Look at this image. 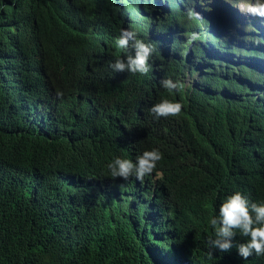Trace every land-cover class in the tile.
Here are the masks:
<instances>
[{"label":"trees","instance_id":"1","mask_svg":"<svg viewBox=\"0 0 264 264\" xmlns=\"http://www.w3.org/2000/svg\"><path fill=\"white\" fill-rule=\"evenodd\" d=\"M121 1L0 0V264H264L209 248L228 195L264 202V53L242 63L230 36L215 43L207 18H188L195 0ZM163 15L188 46L171 41L177 56L152 55L146 75L114 72L131 51L121 29L144 40L134 17ZM163 99L181 113L154 117ZM153 148L163 157L143 181L111 177L116 157Z\"/></svg>","mask_w":264,"mask_h":264},{"label":"clouds","instance_id":"2","mask_svg":"<svg viewBox=\"0 0 264 264\" xmlns=\"http://www.w3.org/2000/svg\"><path fill=\"white\" fill-rule=\"evenodd\" d=\"M195 1H197L194 4L195 10L193 8L187 10L188 18L198 21H204V17L207 18L211 24L209 29L215 34V43L224 41L230 36V51L234 50V56L237 59H241L242 63H248V60L243 59L245 57L241 56L246 52L244 49L251 50L249 52H255L256 55L264 53V0ZM156 2L160 8L166 10L167 6L162 4V0H156ZM113 4L115 7L121 5L120 8H125V4L121 0L116 3L113 2ZM130 14L129 11V14L124 19H130V16H132ZM143 14L149 17L156 16V13H149L145 10H143ZM164 16H161L155 25L151 20L139 16L141 24L143 22L146 23L144 24L145 28H141L138 31L140 35H143L144 40L138 38L134 30L121 29L116 45L120 49H131V51L126 57L118 58L110 65L114 72L146 75L151 70L149 60L152 55L158 62H164L167 59L169 60V58H173V56H177L173 47L175 43L171 41L181 37L174 35L172 31H166L159 27V23ZM251 25L259 30L251 27ZM234 34H237L238 38H235ZM146 35L149 36L146 38ZM244 36L249 38L250 46H246L243 40ZM199 39V34L193 32L188 37V42L191 43ZM180 40L182 44L188 46L184 40ZM250 47L254 48V50ZM190 48L191 46H189ZM189 49L185 55L187 60L190 57ZM205 51L207 55L211 54L207 48H205ZM259 58L263 59V57ZM225 61L228 62L230 60L227 59ZM160 83L169 92L179 91L184 87L182 82L173 81L170 78L162 79ZM182 108L181 102L163 99L154 104L149 109V112L156 118H167L178 116ZM162 157V152L157 148H153L137 156L135 162L131 159L116 157L107 167L111 177L114 179L128 180L134 176L137 180L143 181L145 176L153 173ZM210 224L216 228L214 238H209V248L211 250L218 249L221 252H228L235 246L238 254L245 260L253 255H264V202H253L237 191L223 200L219 207L218 215L210 218ZM237 233L247 239L243 243L234 245L233 241ZM210 255H212L211 251Z\"/></svg>","mask_w":264,"mask_h":264},{"label":"rangeland","instance_id":"3","mask_svg":"<svg viewBox=\"0 0 264 264\" xmlns=\"http://www.w3.org/2000/svg\"><path fill=\"white\" fill-rule=\"evenodd\" d=\"M111 1V0H110ZM246 1H249V0H246ZM113 2L114 3H116V2H118V0L116 1V0H113ZM213 10V9H212ZM211 10V11H212ZM241 10V9H240ZM134 20H136V21H139L140 20V17L139 16H137V17H134ZM141 22V21H140ZM149 35H146V38L148 37Z\"/></svg>","mask_w":264,"mask_h":264},{"label":"water","instance_id":"4","mask_svg":"<svg viewBox=\"0 0 264 264\" xmlns=\"http://www.w3.org/2000/svg\"><path fill=\"white\" fill-rule=\"evenodd\" d=\"M211 55V57H212V54H210ZM214 57V56H213Z\"/></svg>","mask_w":264,"mask_h":264},{"label":"bare ground","instance_id":"5","mask_svg":"<svg viewBox=\"0 0 264 264\" xmlns=\"http://www.w3.org/2000/svg\"><path fill=\"white\" fill-rule=\"evenodd\" d=\"M262 21V20H261Z\"/></svg>","mask_w":264,"mask_h":264}]
</instances>
